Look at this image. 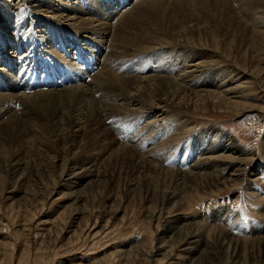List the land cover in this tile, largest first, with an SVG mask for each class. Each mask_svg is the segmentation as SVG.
<instances>
[{"label": "rangeland", "instance_id": "obj_1", "mask_svg": "<svg viewBox=\"0 0 264 264\" xmlns=\"http://www.w3.org/2000/svg\"><path fill=\"white\" fill-rule=\"evenodd\" d=\"M105 1L110 6L116 2ZM160 1L149 2V5L146 3L148 7L145 5L140 14L138 12L133 16L130 8L135 5L142 7V3L130 0L127 9L120 5L108 18L106 24L112 25V34L115 28L120 27L117 33L119 46L122 55L127 52L122 56L123 60L120 56L116 63L119 65L121 62L122 68L140 66L141 63L143 65V57L147 59L152 56L148 62L151 68L149 66L147 69V73H152L146 76L166 74L170 78L186 66L210 64L207 65L210 70L206 78L212 79L209 81L212 86H219L218 91L232 90L235 96L245 95V101L242 102L240 98V102L254 109L241 112L235 108L225 110L210 107L203 110L205 106L198 104V107H191L190 110L156 112L149 107L156 105V100L162 94L157 91V82H150L140 108L129 105L117 111L119 114L112 113L111 117L103 115L96 120L101 123L105 121L102 125L94 122L84 132L86 136L76 138L84 130L82 125L87 118L96 109L99 114L104 110L99 105V98L124 103V93L116 91V94L120 92L122 95L120 99L113 91L108 96V92L98 93L96 90L94 99L97 106L93 104L94 107L89 110H84L85 101L75 94L66 99L56 95L58 101L53 98L54 101L48 99V102L26 104L27 109L15 102L14 112L8 111L4 113L5 117L0 118V264H264V185L259 183L258 186L257 183L260 179L264 183V0H197L192 3L187 0L186 4L180 5L178 0ZM155 3L157 6H153ZM33 5L37 6V3ZM86 7L89 10L91 6L86 4ZM23 9L21 13L5 8L0 13V39L14 30L19 34L23 28H35L38 36L44 35L40 33L44 28H40L39 23V27H28V17H24ZM128 16L134 17V22H123ZM61 32L58 36L65 39L66 34ZM188 38L191 39L187 41ZM73 51L70 50V54ZM82 51L73 57L77 65H82L80 60L85 59L83 56L86 53ZM10 52L15 55L14 51ZM58 53L61 54L60 51ZM62 55H59L60 60ZM163 62L173 65L175 70L172 75L169 73L171 71L165 69H169V66L163 68ZM55 63L48 69L52 75L62 77L63 82L67 80L68 83V79L75 82V74L63 70L64 63L58 59ZM16 66V77L20 76L24 81L19 88L28 86L27 92L40 91L42 87L53 90V83L44 81L46 85L43 84L39 66L33 65L38 68V77L31 82L24 75L28 69L19 71L21 66ZM152 66L156 69L153 70ZM244 68L252 71L254 78L250 80L251 83L243 81L244 85L238 87V77L228 73ZM65 75L67 77L63 78ZM8 88L7 91L0 89V94H9L11 89ZM173 89L169 86L166 92L173 91L175 96ZM184 102L194 105L195 101L185 98ZM136 108L139 112L133 113ZM31 110H34L33 113ZM16 111L22 114L17 116L18 123H12L9 118L15 117ZM84 112L89 113L88 117ZM75 122L79 126L76 127ZM107 127H111L114 136L104 135L106 132L103 129L106 131ZM221 134L231 139L224 143V149L234 142L237 149L245 153L243 161L233 163L234 168H230L226 176L236 170L244 181L218 185L217 171L207 172L193 166L196 160L201 159L199 152L203 149L200 145H212ZM105 136L109 138L106 140ZM74 145L78 147L74 149ZM125 145L129 149L120 151ZM132 145L136 146H133L134 150ZM107 147L110 149L104 153ZM90 148L88 167L97 170L88 178L69 185L68 170L74 167L70 162L73 163L72 159L81 160L83 153ZM112 150L119 155H110ZM16 160L23 166L17 164L18 168H15ZM67 161L69 164L64 171L63 166ZM99 163L102 166L99 167ZM251 174L257 180L252 182L249 179ZM73 186L78 188L74 189ZM74 190L77 193L70 196ZM171 196L175 199L168 202ZM178 214L186 217L190 224H199L190 233L195 235L194 239L189 237L178 243L161 232ZM87 222L89 227L96 222L94 231L90 234L85 232L74 239L75 232L85 228L81 224ZM233 242H237V247Z\"/></svg>", "mask_w": 264, "mask_h": 264}, {"label": "bare ground", "instance_id": "obj_2", "mask_svg": "<svg viewBox=\"0 0 264 264\" xmlns=\"http://www.w3.org/2000/svg\"><path fill=\"white\" fill-rule=\"evenodd\" d=\"M129 1L130 0H114L115 4H113V6H110L105 0H79V1L78 0H0V13L5 8L10 10V11L13 10V12H16V11H21L24 7H26L27 9L26 10L23 9V13H24V17L26 19L28 17V20H27L29 23L28 27L30 25L34 26V27H39L37 24V23H39L42 26L40 28H44V30L41 29V31H40V33L44 34L41 36H38L37 30L35 28L34 29L31 28L29 30H27V28L26 29L23 28V30L20 29L19 34L17 33L18 31L15 33V30H14V32L12 34L10 32V33L5 35L4 39H0V89L2 91L3 90L7 91L6 89L8 87L11 89L9 94H5L3 96H2V94H0V106L3 107L0 109V118L5 117L6 115L4 113L7 114L8 111L10 112L13 110V112H14L13 106H14L15 102H16V105L21 104L23 107H25L27 109L28 106H26V104L27 105H34L33 102H38V101L48 102V99H52V101H54V100L58 101L56 95H58V98L60 95V98L63 97L66 99L70 95L75 94L80 100L85 101L84 110H89L92 107H94L93 104L94 105L97 104L96 100L94 99V97H96V94H95L96 90L98 91V93L99 92H102V93L108 92V96L112 91L114 94H116L117 90L124 93V96H125L124 98L121 97L122 95L120 94V92L116 94L120 99L122 98L124 103L119 102L117 104L116 100H115L116 102L115 101L113 102L111 99H109L110 100L109 101L106 98L104 100H102L104 97L99 98L100 99L99 105L101 107H103L104 110H102L101 114L96 112L97 109H96V111L93 110L95 113L91 114L90 118L88 117L89 113L88 114L86 113L88 120L82 125V129H84L83 131L81 129L82 133L80 135L77 134L76 138H79V137H82V135L86 134L84 132L87 131L88 126L89 127L93 126L94 122H97V124L99 125L101 122L99 121L100 122L99 123L96 120H98L103 115H107V116L111 117L112 113H114V115H116L115 112L117 113V111H119L121 109L123 110V108H125L129 105L134 106V108L135 107L140 108V106H142V103H141V101L143 100L142 98H146V96H145L147 94L146 90H148L146 87L148 86V84H150V82H157V84H158L157 87L159 86L157 88V91L159 93H161L162 96L164 95L163 97L161 95L159 96L158 100H156L157 101L156 105H153V107H149V108H153L156 112L166 113L167 111L169 112L171 109H173L174 111H179V110H184V109L190 110L191 107H193L192 109H194L195 107H198L197 106L198 104H202L203 106H205V107H203V110H208L210 107H213V109L218 107L219 109H225V110L226 109L232 110L233 108H235L236 110H239L241 112L245 111L246 109H254V108H251L252 106L242 104V102L245 101V98H244L245 95L241 94L239 96H235L236 93L235 92L232 93V90L218 91V90H220L219 86H218L219 88L212 86V84L209 82L212 79H210L209 77L206 78L208 70H210V69H208L207 65L211 66L210 64L200 63V64H198V66L193 65V66H186L185 69L180 68V70L181 69H183V70H181L179 72V74H177L171 78L168 76H165L166 74H163V75L159 74L157 76H146L147 74L152 73V72L147 73V69L151 65L150 64L148 66V64H149L148 62H149V59L152 60V56L148 57L147 58L148 60L145 57H143L144 58L143 59V65L141 63L140 66L131 65V67H130L128 65L129 66L128 68H122L123 66H120L121 62L118 65L116 63L117 59L120 56L122 58V56L127 55L126 54L127 52L126 53L124 52L125 55L124 54L122 55L121 52H123V51L121 50V47L119 46V39L117 37V33L120 32V30H119L120 27L115 28L114 33L112 34V30H111L112 25L111 26H109V24L107 25L106 21L108 20L109 17H111V15H113V13L117 10L118 6L122 5V6H124L123 7L124 9H127L128 6H130V4L127 5V3ZM138 1L140 3H142V5H141L142 7H137L136 5L131 7V8L129 7L130 8L129 12L132 11L133 16H135L136 13L138 14V12L140 14V11L142 12L146 3H148V5H149L151 2L152 3L157 2V1L159 2L160 0H137V2ZM193 1H197V0H188L189 3H192ZM160 2H162V1H160ZM26 3L28 6L27 5L25 6ZM35 3H37V6L33 5ZM85 3L91 6L89 10L86 7ZM178 3H179V5L181 3L186 4L187 0H181V1L178 0ZM148 5H146V6L148 7ZM155 5H156V3L153 6H155ZM110 7H112V8H110ZM93 8L95 9V11H93ZM97 11H99V13ZM21 13H22V11H21ZM31 16H32V18H31ZM129 16H128V18L125 17L124 21L123 20L122 21L125 22V20H126L125 23L134 22V20H132V18H134V17H129ZM136 18L138 19V17H136ZM140 19H141V17H140ZM120 26H121V24H120ZM195 27H197V26H195ZM201 27H199V28H201ZM192 29H193V27H192ZM47 31H48V34H47ZM72 31H75V32H72ZM202 31H204V30H202ZM60 32L63 35L66 34L65 39H62L61 36H58V33H60ZM65 32H69V33H65ZM190 32L194 33L197 31L191 30ZM193 33L190 34L193 36L192 39H194ZM151 35H152V33H151ZM103 38L105 39V41L103 40ZM190 39L191 38H188L187 41ZM10 44L13 46L10 47ZM60 47L62 50H60ZM154 47H151V49H154L156 51V49ZM160 48H163V47L160 46ZM24 49H26L27 51L24 52L23 51ZM72 49H74L75 51L71 52V54H70V50H72ZM10 50L14 51L15 55L10 54L11 53ZM81 50H83L82 53H86V55L83 56L85 59L83 58L84 60H80V61H82L81 62L82 65H77L76 64L77 61L73 57H74V55L76 56V54L81 53ZM141 50L143 51V49H141ZM58 51H60L61 54H64V56L63 55L61 56L62 60H60L59 55H61V54H59ZM133 51H135V50H133ZM138 52H140V51H138ZM143 53H144V51H143ZM52 55H55L56 57L54 58ZM159 55H160V53H159ZM131 56H133V55H131ZM127 57H129V56H127ZM37 58H39V59L36 61ZM121 58H120V60H121ZM123 58H122V60H123ZM57 59L59 61H61L62 63H64L68 67V68H66V66L64 65L63 70H66V71L68 70V71H71L75 74V76H74L75 78L72 77V79L73 78L75 79V80H73L75 82L70 81L68 78H67L68 83H67V80H66V82H63V81H61L62 77L56 78L54 75H52L53 73L52 74L50 73L52 71L48 70L49 66L55 65L56 64L55 62H57ZM125 59H127V58L125 57ZM71 60H72V63H70ZM21 61H22V63H21ZM132 63H133V61H132ZM166 63L168 64V62H166ZM124 64L125 63H122V65H124ZM162 64H164V62ZM165 64H164L163 68L169 66V69L168 68H165V69L171 71L169 73L172 75L175 68L173 67V65L168 64L167 66H165ZM16 65L21 66L19 71L23 70L25 72V69L26 68L28 69V71L24 75H26L25 77L31 79L30 82L32 80H34V81L36 80V76H37L36 73L38 72V68H39L40 71L42 72L40 77L43 79V84H45V82H47V81L53 83V85H52L53 90H49L51 88L46 89L45 87L44 88L42 87V89H40V91L37 88L38 91L33 90L34 92H27L26 89L28 86L24 87V89L19 88L21 85H23L22 83L24 81L22 82L20 76L18 77V78H20V80H17L18 78L16 77L17 73L15 75V70H16V67H18V66H16ZM33 65L39 66V67L37 68V67H34ZM183 65H184V63H183ZM125 66L127 67L126 64H125ZM158 66H161V65L158 64ZM248 66H244V67L247 68ZM153 67L154 66H152V68ZM155 67H156V65H155ZM150 68H151V66H150ZM246 68H244L245 70L239 69V71L238 70H232L228 73V75H230V76H233L232 74H235L234 77H238L236 80V82L239 83L238 87H241L242 85H244V83H247V84L249 82L251 83L250 80H252L254 78V75H253L254 73L250 70L247 71ZM155 69L153 68V70H155ZM177 69H179V68H177ZM188 69L190 70L189 72L187 71ZM60 71H61V69H60ZM73 73H72V75H74ZM20 75H21V73H20ZM57 75H58V72H57ZM66 77L67 76L65 75V77H63V78H66ZM227 78H231V77L228 76ZM42 79H41V81H42ZM233 79H235V78H233ZM233 79H231V80H233ZM17 81H19L18 84H17ZM37 81H38V79H37ZM243 81H245V82L243 83ZM30 82H29V84H31ZM51 83H50V85H51ZM72 83H74V84H72ZM43 84H41V85L44 86ZM224 84H225V82H224ZM247 84H246V86H247ZM5 85H7L6 86L7 88L4 89ZM41 85H40V87H41ZM153 85H154V83H153ZM116 86L118 89H116ZM169 86L173 87L174 88L173 90L176 91L174 93L175 96H173V94H172L173 91H172V93H170V91H169V93L166 92L167 89H169ZM46 87H49V86H46ZM213 88H215V89H213ZM28 89H30V88H28ZM32 89H34V86ZM21 91H23V93ZM114 94H112V95H114ZM168 94H170L171 97H169L170 95L168 97H166ZM112 97H114V96H112ZM53 98H55V99L53 100ZM108 98H110V97H108ZM185 98L187 101H195L194 105H191L189 102H184ZM240 98H242L241 99L242 102H240ZM43 99H45V100H43ZM120 99H118V101ZM232 99H234L233 102H232ZM105 100H107V101H105ZM145 100L146 99H144V101ZM89 101H91L92 105H90ZM29 103H31V104H29ZM144 104H146V103H144ZM88 105H90V106H88ZM95 106H97V105H95ZM101 107H100V109H101ZM141 109H143V107ZM126 110H128V109H126ZM130 110H132V109H130ZM130 110H129V112H130ZM31 111L33 113L34 110H31ZM134 111L135 112H133V113L139 112L138 109L134 110ZM136 111H138V112H136ZM85 112H84V114H85ZM129 112H127V113H129ZM15 113H16L15 117L12 116L13 118L12 117L9 118L10 119L9 121L12 123H15L16 121L18 123V118L22 114V113L20 114V112H19V114H17V111ZM140 113H142V112H140ZM84 114H82V116ZM117 114H119V113H117ZM17 116H19V117L17 118ZM148 118H150V117H148ZM84 119H86V116L84 117ZM106 120H108V118H106ZM77 121H78V119H77ZM82 121L83 120L81 118V123H82ZM10 122H9V124H10ZM75 123H77V122H75ZM103 123H101L100 125H102ZM150 124H153V123L150 122ZM14 125H16V124H14ZM75 125H76V127L79 126L78 123ZM105 126H107V125L105 124ZM103 132H106V134H104V135L109 136V137H111L114 134V133L113 134L111 133L112 132L111 127H109V128L107 127L106 131H105V129H103ZM101 135H103V134H101ZM106 136L104 137L105 139L107 138ZM92 138H94V137H92ZM228 138H229L228 135H222L221 134V136L218 138V140L215 141V143H213L212 145L204 146V147H202V145H200V148L203 149L202 152L201 151L199 152L200 153L199 156H201L200 157L201 159L200 160L198 159V161L196 160L195 165H193V166H196L198 169L205 170L207 172L214 171L216 173V171H217V173H218L217 174V177H218L217 184L218 185H223V184L226 185V183H230V182L235 183V182L244 181V179L239 176L240 174H236V170H233V173H229L226 176V172L229 171L230 168L233 169L234 164H238L241 161H243V156L245 155V153L243 151L237 149L234 142H231L224 149V143L231 141V139L230 138L228 139ZM117 143H118V141H117ZM111 144L113 145L114 143H110V145ZM133 146H135V145H132V147H131L132 149H133ZM77 147H78L77 145L73 146L74 149ZM91 149L92 148H90V150H87L86 152L83 153V156H81V160L79 159L80 161L72 159L73 163L71 164V162H70V165H74V167H73V170H70V168L72 166L69 167V170H68V179L70 180L69 185H70V183H73V181L79 182L82 179L88 178L89 176H91L93 174L94 171L97 170V169H92L91 167H88L87 160H89V158L91 157ZM109 149L110 148L107 147L106 149L104 148V150L103 149L102 150H103V152L105 151L107 153L109 151ZM123 149H129V148H126V145H125L124 147L122 146L120 151H123ZM132 149H131V151H132ZM72 152H74V151H72ZM113 153L114 154L117 153L116 155H119V153L116 150H114L112 152V154H110V153L109 154L112 156H115ZM121 153H120V155H121ZM123 153H125V152H123ZM112 156H110L109 158L111 159ZM135 156H136V154H135ZM135 156H134V158H135ZM139 157H141V156H139ZM106 158H107V156H106ZM247 158H246V160L250 159V158L249 159H247ZM132 160L134 161V159H132ZM135 160H137V159H135ZM101 161H103L102 158H101ZM139 162H138V164H139ZM66 163L63 166L64 171H66L65 168L68 166L69 161H67ZM219 163H220V165H217ZM17 164H19V162L18 163L15 162V164H14L16 166V167L14 166L15 168H18L19 165H22V163L19 165H17ZM100 164L101 163H99V167L102 166ZM131 165H132V163H131ZM239 165H241V164H239ZM196 167H194V168H196ZM17 170H15V171H17ZM80 170H84V171L78 172ZM239 170H240V168H239ZM69 171H70V174H69ZM198 172H200V171H198ZM186 173H188V172H186ZM189 173H188V175H190V174L192 175V173H190V174ZM193 174L195 176H198L195 173H193ZM200 174H202V173H200ZM263 175H264V172H263ZM255 177L256 176L252 175L249 179L253 182V181L257 180V179H255ZM68 179H66L65 181H67ZM260 181H262V179H260ZM260 181H257L258 186H259V183H261L260 185H264V183H262ZM61 187H64V185ZM69 187L71 188V186H69ZM73 188L76 189V188H78V186H73ZM76 193L77 192H75V190H74L70 194V196L74 195ZM175 196H176V194H175ZM174 199H175V197L171 196V197H169L168 202H170L171 200H174ZM76 220H79V219L77 218ZM81 225L85 226V228L83 230L81 228L80 232L79 231L75 232L76 235L75 234L73 235L74 239L76 237L78 238V236L80 237V234L82 235L85 232H89V234H90V232L94 231L97 224L95 222L94 226H92V227H89L90 225L88 222L81 224ZM198 225L199 224H197V222L190 224L189 222L186 221V217H184L182 214L181 215L178 214L174 218V221L171 222L167 228L166 227L163 228L164 226L162 227L163 229L161 230V232H163V234H165L167 236H170V239H174L175 242L179 243L182 241V239L184 242L185 238L187 239L190 237V238L194 239L195 235H193V234L190 235V233L192 231V228H195ZM184 230L188 234H186ZM222 234H223V232H222ZM184 235L186 237H183ZM89 236H91V235H89ZM231 241H236V240L231 239ZM237 242H233L236 247H237ZM202 253H203V251H202Z\"/></svg>", "mask_w": 264, "mask_h": 264}]
</instances>
